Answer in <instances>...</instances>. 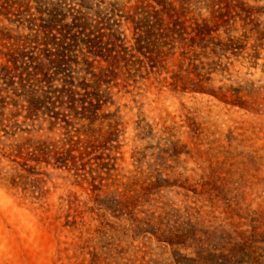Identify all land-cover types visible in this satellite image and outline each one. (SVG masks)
I'll return each mask as SVG.
<instances>
[{
    "label": "rangeland",
    "instance_id": "374dc122",
    "mask_svg": "<svg viewBox=\"0 0 264 264\" xmlns=\"http://www.w3.org/2000/svg\"><path fill=\"white\" fill-rule=\"evenodd\" d=\"M138 1L0 0V264H264V0H184L189 25L212 32L162 46L186 90L103 76L90 126L91 109L50 104L62 77L93 84L82 58L97 66L105 16L123 47L153 29L122 18ZM68 26L81 43L60 71L45 41ZM73 130L82 143L66 141ZM67 150L71 169L42 162Z\"/></svg>",
    "mask_w": 264,
    "mask_h": 264
},
{
    "label": "trees",
    "instance_id": "16d2710c",
    "mask_svg": "<svg viewBox=\"0 0 264 264\" xmlns=\"http://www.w3.org/2000/svg\"><path fill=\"white\" fill-rule=\"evenodd\" d=\"M149 1L151 2L150 5H152V12L147 13L142 17L137 15V9L139 7L141 8L144 4L143 0H139L134 6L129 8L127 16L125 18L122 17L125 20L126 24H129L130 28H135L137 30L140 29V27L145 26L148 20H153L151 25L153 27L152 30L145 28L135 37L129 38L126 41L130 42L131 44L129 43V45L125 47L119 44L118 41H120L121 38L119 39L112 29L113 26H118L119 21L117 19L105 16V18L101 19L102 21L98 22L97 25L94 26V28L92 29L94 41H98L101 39V35L99 34H104L102 36H107L108 43H106L107 46L105 44L103 47L97 50L93 41L89 39L90 32L87 37L83 39V41H85V43L83 44L87 46H91V44L93 43V49L95 51L92 54V57H94V59H96L95 57H98L100 59L97 60V66L92 68L90 63L82 58V64L85 66L84 71L89 72L90 75L92 74L94 78L93 84L91 86H88V83L85 80H78L77 82H74V78L67 79L66 77H62V81L60 82L59 87H54V90L49 94V98H51L52 100V103H50L52 106L55 105L58 107H70L69 112L72 114V116L77 115L75 111H80V109H78L79 107H87L91 109V114L88 115L90 117H86V120H88L89 122L88 126H90V120L97 114V112L100 110V107L106 106V103H104V99H99V96L96 93V91L99 89L98 84L99 82H101V78L103 76H105L106 79L117 77L124 78L126 82L128 81L129 77H138L141 80H148L149 78L151 79V77H153L161 86H164L162 84H166L168 85V87H180L182 90L187 89V87H185L183 83L184 78L180 74L181 66L180 64L174 63L176 62V59H174L175 53H173L172 55L165 53L163 47L170 44H182V42L185 41V36L189 29L191 30L189 31L191 38H211L212 32L208 29V27L199 25L196 22L189 25V23L192 21L187 18L186 9L182 6L184 4V0H176V4L179 2L178 5H176L172 0ZM112 11L114 13L116 9L113 7ZM223 11L224 10H222L221 14H224ZM116 16L118 17L121 15L119 13H116ZM101 26H103L104 28ZM74 28L75 26H68L66 29L59 31L58 36H49L45 41L47 44H54L57 47V49L55 50L56 53L54 54L56 59H50L49 64L53 66V68H60V71H62L63 68L61 67L62 64L60 67H58L60 63L68 62L63 51L64 46H66L67 43H81L80 37H76L77 35L75 33H72V30ZM88 30L90 29L88 28ZM158 32V37L162 39L161 44L156 42L154 39ZM152 39H154L155 44H149ZM169 39H171L173 43H168ZM144 42H147L148 47L143 45ZM149 45H153L151 51L152 54L146 56L143 51L145 49L149 50ZM142 56L147 57V61H143ZM160 56H162V61L158 62ZM154 74H157V76L154 77ZM190 91L198 93H208V91L203 90L200 85L195 83H192ZM231 104L234 105L235 103ZM236 105L240 106V104L238 105V103H236ZM82 111L87 112V109L84 108L82 109ZM78 114L82 115V112H78ZM65 122L68 121L65 120ZM109 129L112 130L111 128ZM73 131L74 132L71 137H69V139L66 141L71 144L82 143L77 135L78 130ZM80 134H83L84 136L86 135L85 133ZM90 138L92 137L87 134L85 142L90 141ZM88 143H85V145H88ZM85 145H81L80 147L84 148L86 147ZM68 148H70V146H68ZM70 151L71 150L66 151L69 161H65V163H61V154L57 153L58 156H56L54 153L50 154L51 151H45V154L42 153L43 157H45L42 162L50 164V161L53 160V165L71 169L72 166H75L76 162L74 161L75 157H73ZM48 157L49 161L46 162V158ZM58 157L60 161H58ZM58 163H60V165ZM69 165L70 167H68ZM166 242H169V244L171 245L174 244V241L172 239H167Z\"/></svg>",
    "mask_w": 264,
    "mask_h": 264
}]
</instances>
